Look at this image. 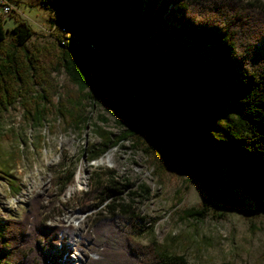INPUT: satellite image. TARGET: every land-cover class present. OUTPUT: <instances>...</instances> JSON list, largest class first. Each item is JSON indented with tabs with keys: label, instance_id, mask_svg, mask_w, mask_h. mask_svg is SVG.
I'll list each match as a JSON object with an SVG mask.
<instances>
[{
	"label": "trees",
	"instance_id": "1",
	"mask_svg": "<svg viewBox=\"0 0 264 264\" xmlns=\"http://www.w3.org/2000/svg\"><path fill=\"white\" fill-rule=\"evenodd\" d=\"M42 1L50 11L58 10L57 22L78 43L41 41L19 16H12L11 29L0 17V119L19 106L32 125L54 115L65 129L80 131L89 119L87 102L111 91L103 65L119 61L137 86L134 95H146L176 121L188 170L211 195L227 189L222 173L244 196L264 204L262 0ZM58 74L66 80L61 92L54 79ZM144 113L150 124L138 119L118 135L95 128L99 142L87 161L125 141L143 152L153 176L171 171L167 152L142 140L161 116ZM54 182L50 201L35 194L21 218L0 223V264H74L69 257L77 248L74 228L50 224L59 214L57 198L73 185L74 174L63 172ZM129 186L115 172L99 170L76 198L87 218L83 241L98 256L92 260L85 254L83 264H188L182 255L136 240L145 218L133 198L149 197L150 188L140 185L136 192Z\"/></svg>",
	"mask_w": 264,
	"mask_h": 264
},
{
	"label": "rangeland",
	"instance_id": "2",
	"mask_svg": "<svg viewBox=\"0 0 264 264\" xmlns=\"http://www.w3.org/2000/svg\"><path fill=\"white\" fill-rule=\"evenodd\" d=\"M15 3L17 12L4 16L5 29L15 25L12 16L17 15L28 23L38 40L59 38L62 42L78 43L76 37L71 39L74 33H49L50 8L42 0ZM58 17L56 12V21ZM102 68L111 91L106 95L97 93L92 102H87L89 119L82 130L65 129L54 115L40 125H32L23 119L19 106L10 108L0 119V223L6 218H21L35 194L50 201V194L54 196L57 190L54 181L70 171L74 183L58 196L59 214L50 224L74 228L77 248L72 247L69 255L74 264H83L88 258L97 260L98 256L90 253L88 243L83 241L88 233L87 218L75 200L87 189L91 175L111 170L118 179L129 183V190L137 192L140 185L150 188L149 197L133 198L134 206L145 218L143 233L136 239L139 243H155L165 254L182 255L188 264H264V204L244 196L225 181L222 173L219 178L227 189H217L211 195L188 170L191 164L183 151L182 133L176 121L146 95H134L137 86L122 72L121 62L111 61ZM54 79L61 92L66 84L64 76L58 74ZM144 110L161 116L143 136L144 146L165 150L171 171L161 178L153 176L143 152L125 141L87 161L99 142L95 128L118 135L123 126L138 119L150 124ZM190 211L201 212L202 216L193 218L188 215Z\"/></svg>",
	"mask_w": 264,
	"mask_h": 264
},
{
	"label": "built area",
	"instance_id": "3",
	"mask_svg": "<svg viewBox=\"0 0 264 264\" xmlns=\"http://www.w3.org/2000/svg\"><path fill=\"white\" fill-rule=\"evenodd\" d=\"M16 7L17 5L15 3V0H0V17H4L11 13L17 12ZM56 12H58L57 9H52V11H50L51 13L50 15L51 27L49 30L50 34H53L54 32H62V25L56 21ZM88 48L94 49L92 44H89Z\"/></svg>",
	"mask_w": 264,
	"mask_h": 264
},
{
	"label": "bare ground",
	"instance_id": "4",
	"mask_svg": "<svg viewBox=\"0 0 264 264\" xmlns=\"http://www.w3.org/2000/svg\"><path fill=\"white\" fill-rule=\"evenodd\" d=\"M58 33H61V34H63V33H64V35H65V33H66V30H65L64 28H62V32H58Z\"/></svg>",
	"mask_w": 264,
	"mask_h": 264
}]
</instances>
